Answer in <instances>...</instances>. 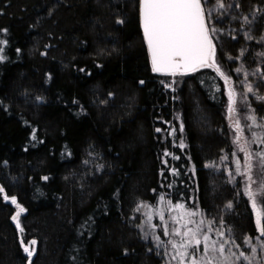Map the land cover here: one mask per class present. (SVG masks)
Wrapping results in <instances>:
<instances>
[{
  "label": "trees",
  "instance_id": "obj_1",
  "mask_svg": "<svg viewBox=\"0 0 264 264\" xmlns=\"http://www.w3.org/2000/svg\"><path fill=\"white\" fill-rule=\"evenodd\" d=\"M226 3L209 26L227 81L215 67L154 72L139 0H0V186L25 209L21 230L0 192V264H28L23 247L32 240V264H166L137 226L144 208L135 210L161 197L199 209L213 227L223 217L248 251L243 238L260 234L234 171L227 83L241 126L252 123L244 119L251 109L261 122L264 81L252 73L264 70V12L252 13L264 0ZM244 15L252 23L242 28Z\"/></svg>",
  "mask_w": 264,
  "mask_h": 264
},
{
  "label": "snow or ice",
  "instance_id": "obj_2",
  "mask_svg": "<svg viewBox=\"0 0 264 264\" xmlns=\"http://www.w3.org/2000/svg\"><path fill=\"white\" fill-rule=\"evenodd\" d=\"M208 3L209 0H139L140 19L151 54L152 70L154 72L183 75L188 72H195L199 68L215 67V70L226 81L229 79L221 71L219 65L216 64V44L213 36L218 30L215 27H210L209 24L213 9L223 10L221 12V15H223L232 5L226 3V0H215V3L209 8L207 7ZM236 7H240V5L237 4ZM256 12H264V8L253 11V19ZM117 23H123V20H119ZM251 23L252 21L249 20L248 15H244L241 27L243 28L244 24L250 25ZM244 36L246 39H253L247 31L244 32ZM260 40L264 41V36L260 37ZM3 43L6 44L7 41H3ZM245 51V49H241L240 55L242 56ZM259 55L264 56V52L259 53ZM229 58L240 59V56ZM2 59L4 57L0 56V60ZM242 71H244L243 67L236 69L238 73ZM244 74L247 77L248 73L245 72ZM252 74L259 75L261 80L264 81V70L257 69ZM141 83L143 82L141 81ZM241 83L244 84L245 82L242 81ZM246 89L247 93H255L254 86L251 83L246 84ZM242 99L245 102L247 101L246 93L242 94ZM256 99L264 101V96L256 93ZM237 111L236 93L234 89H229L227 113L228 118L233 120L230 125L234 133L233 143L239 146L241 139H245L244 131L246 127L251 133L252 140L250 143L264 145V131L260 133L254 131L255 128L264 130V118H261V122H258L255 110L251 109L250 114L245 116L244 119L251 120L252 123L241 126L239 119H234ZM183 130L184 126L181 123L179 131L183 132ZM157 131L161 130L157 129ZM175 131V128L172 129V133H175ZM248 144L249 141L245 139V145ZM180 146H185L183 141L180 142ZM239 150L244 153V170L241 172V160L237 158L235 160L237 165L235 171L236 174L243 177L244 192L250 198L253 208L256 209V227L260 235L255 238L251 236L244 237L243 244L248 246V251L241 250V244L237 243L232 237V229L225 226L223 217L219 218V227H213V224L216 223L215 220L206 222L203 218L199 221L192 219L193 217L203 216L199 209H189L184 203L172 204L171 201H168L169 213L175 211L176 215L170 214L166 220L164 212L159 211L157 215L161 223L157 225L152 223V215L146 214L147 218L144 224L137 225L142 230L146 226L144 239H148L151 233L157 249H164L163 255L168 257L166 264H173V262L175 264H264V239H261V237H264V222L261 220L264 212L258 207V202L264 205V149L253 152L245 146L240 147ZM235 155L233 153V156ZM221 159L226 160L228 157L224 156ZM254 168L258 170L260 177L258 180L254 179ZM229 176L230 182H234L236 176L232 172L229 173ZM43 179L47 180L48 177H43ZM3 191V187H0V192ZM3 199H10L11 203L16 205L18 211L12 219L18 222L21 213L25 209L17 203L15 196L8 197L5 195ZM160 199L164 200V197ZM141 207L147 208L148 205L141 203L135 210L139 212ZM225 207L231 209L232 203L229 202ZM189 225H194V227ZM157 227L162 228L165 237H169L167 241L162 240L159 235L155 234ZM253 239L259 243H253ZM36 243L35 240H32L29 242L31 247L29 245L23 247V251L27 254L28 264H32V257L36 252L34 247ZM257 256H259V259H257Z\"/></svg>",
  "mask_w": 264,
  "mask_h": 264
},
{
  "label": "rangeland",
  "instance_id": "obj_3",
  "mask_svg": "<svg viewBox=\"0 0 264 264\" xmlns=\"http://www.w3.org/2000/svg\"><path fill=\"white\" fill-rule=\"evenodd\" d=\"M229 89H233L232 88V85L230 84V83H227V96H228V90ZM234 119H238V112L236 113V116L234 117ZM232 122H233V120H231ZM244 138L245 139H247L248 141H249V144L248 145H245V139H241V141H240V144H239V146L238 145H236L235 144V151H234V153L236 154L234 157H233V161H234V171L236 170V167H237V165L235 164V160L237 159V158H239L240 160H241V172H243V170H244V167H243V163H244V153L243 152H241L240 150H239V148L240 147H245V146H247L248 148H249V150L250 151H253V152H255V150H254V147H253V143H250V141L252 140L251 138H248L247 136H245V134H244ZM262 149H264L263 147H262ZM261 150V149H260ZM255 162V161H254ZM254 170V169H253ZM235 173H236V171H235ZM253 173H254V171H253ZM255 179V178H254ZM1 187V186H0ZM3 195L5 196L6 194H5V192L3 191ZM17 200V199H16ZM6 201H8V202H10L11 203V200L9 199V200H6ZM168 201H170L169 200V198H166V197H164V200H161V199H159V201L157 202V204H155V205H152V206H148L147 208H144V219H143V222H142V224H144V222H145V220H146V214H150V215H152V223H154V224H157V225H159L160 223H161V221H160V219H159V216L157 215V213L159 212V211H163L164 212V216H165V219L167 220V218H168V216L171 214V215H176V212L175 211H173V212H171V213H169V211H168ZM17 203H18V201H17ZM12 204V203H11ZM18 204H20V203H18ZM172 204H177V203H173L172 202ZM14 207H15V214L14 215H16V212L18 211V209L16 208V205L15 204H12ZM21 205V204H20ZM22 206V205H21ZM251 206H252V202H251ZM23 207V206H22ZM253 207V206H252ZM258 207H260L261 208V211L263 212V210H262V207H261V204L258 202ZM24 208V207H23ZM190 209V208H189ZM253 210H254V215H255V222H256V209L255 208H253ZM24 213V212H23ZM23 213H21V215L23 214ZM21 215H20V217H21ZM20 217H19V220H18V222L17 221H14L15 223H16V225L21 229V224H20ZM204 219L205 220V218L202 216V217H200V216H197V217H193L192 219H194V220H197V221H199L200 219ZM263 219H264V215H262L261 216V220H262V222H263ZM206 221V220H205ZM171 223V222H170ZM190 227H194V225H189ZM145 230H147V228H146V226H145V229L143 230L144 232H145ZM155 234L156 235H159L160 236V238L162 239V240H164V241H167L168 239H169V237H165L164 235H163V231H162V228H160V227H157L156 229H155ZM149 237L150 238H152V240H154V238H153V236H152V234L150 233L149 234ZM155 241V240H154ZM156 243V242H155ZM259 243V242H258ZM26 245H29V243L28 244H26ZM25 246V245H24ZM30 246V245H29ZM31 247V246H30ZM160 250H162V252H164V249L163 248H160ZM235 250V249H234ZM258 252H259V249H258ZM165 259L167 260L168 259V257H165ZM257 259H259V256H257ZM173 264H175V262H173Z\"/></svg>",
  "mask_w": 264,
  "mask_h": 264
},
{
  "label": "water",
  "instance_id": "obj_4",
  "mask_svg": "<svg viewBox=\"0 0 264 264\" xmlns=\"http://www.w3.org/2000/svg\"><path fill=\"white\" fill-rule=\"evenodd\" d=\"M140 25H141V29H142V33H143V27H142V23H141V19H140ZM143 36H144V33H143ZM145 39V37H144ZM146 41V39H145ZM147 44V43H146ZM149 50V49H148ZM149 54H150V51H149ZM150 58H151V54H150ZM158 73H164V72H158ZM189 73V72H188ZM168 74V73H167Z\"/></svg>",
  "mask_w": 264,
  "mask_h": 264
}]
</instances>
